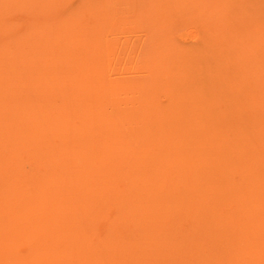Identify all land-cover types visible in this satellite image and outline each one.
<instances>
[{"label": "rangeland", "instance_id": "1", "mask_svg": "<svg viewBox=\"0 0 264 264\" xmlns=\"http://www.w3.org/2000/svg\"><path fill=\"white\" fill-rule=\"evenodd\" d=\"M1 5L6 8L3 9ZM87 6H91V8L88 7L87 9ZM80 17L81 19H78ZM46 25L53 32L56 31L55 27L59 26L58 34L60 36L65 34L66 42L62 43L64 46L71 43L70 39L73 40L79 31L90 36L91 45L98 42L97 47L91 50L92 52H87L83 44L81 46L76 43L77 41L74 44L72 42L73 50L80 52L74 56V59L72 58L74 62L71 59L70 62L78 65L89 54H95L97 57L92 60L91 65L96 66L98 72L96 71L97 79L93 81L95 83V81L104 80L105 86H93V81L89 83V88L92 89L90 91L94 94L97 93V97L95 100H86L85 105H82L83 107L87 106V111L76 110V112L72 110L76 115L80 112L79 117L74 115L71 110L68 111L72 117L70 119V121L72 120L71 125L69 126V122L67 125L70 129L65 127L68 132L63 129L64 122L56 121L55 125L61 124L60 127H63L60 129L58 126L60 131L57 132V128L54 130L53 128L42 129L41 127V130L39 121H36L38 126L37 124L34 125L33 122L34 126H31V129L30 125L27 127L26 119L24 121L20 119L19 122L22 124H18L13 136H9L7 131L9 127L3 124L4 120L11 116H16L15 119L18 120V110H22L21 112L26 114L28 120L33 118L32 114L28 112L30 109L32 110L31 105L35 106L33 108L35 110L38 104L42 106L45 102L51 104L55 102L56 104H54L58 107L68 106L70 95L76 87H70L74 85V81L70 80L66 88V91L69 89L67 92L65 87L60 88L62 89L60 92L62 99L58 97L59 94L55 91L52 92V90L48 92V97L42 98L46 92L41 90L38 80L46 78L47 74L44 75L42 72L43 67H41L40 61L36 62L35 67L29 66L26 62L29 59L28 54L31 53L29 49L25 53L27 54L26 59H23L24 62L21 63L25 67L22 66L24 69L19 72L22 76L19 75L13 79V83H15V79L18 80L19 86L17 84L15 86L17 85L19 88L13 84V87H10L11 90L16 91V99L12 91L11 93L9 90H2V94L0 93V118L3 121L0 120V138L4 134L1 132L8 133L4 134L8 140L4 139L5 136L0 139L1 141L6 140L4 144L0 142V146L3 144L0 147V153H2L0 154V186H2L0 187V234L4 232L0 235V264H10L11 261L14 264H61L62 262L67 264L69 258L68 264H79L78 262L83 260L79 258L86 259L85 257L89 255L83 254L87 246L84 247L86 241V243L91 244L90 247L93 246L97 249L95 253L97 256L103 257V264H111L113 259L111 260L108 256H114L115 261L113 260L112 264H124V262L126 264L125 258L130 261L129 258L134 253L133 250H138L137 255L139 253L145 255L134 256L135 254H133L138 264H264V0H0V45L5 39L12 38V40L17 39V42L13 41L11 44L14 48L21 44L24 46V41L20 40L22 36L24 37V33L32 36V34L39 33ZM57 42L56 33L52 34L48 48H55ZM41 47L44 48L43 45L39 48ZM1 58L2 56H0ZM60 70L64 72L62 77H67L66 65L61 64ZM101 72L102 74L99 76ZM47 78L46 81L49 80L48 76ZM35 87L37 88L36 92ZM4 94L9 95L10 99ZM149 94L153 95L156 101L153 105L147 104L146 100ZM4 97L7 99L5 100ZM60 99H66L67 103L64 101L61 104ZM5 101L9 104L6 103V105ZM76 105L74 106L76 107ZM5 107L8 109L11 107L9 109L11 111ZM29 107L30 109H28ZM39 108L41 109L40 106ZM13 109L15 112L12 111ZM35 110L33 112H36ZM4 111L6 113L2 115L1 113ZM8 111L9 114H7ZM87 112H90V117ZM10 113L16 114L11 115ZM34 115L40 120V113L37 115L36 112ZM73 121L75 124H72ZM87 122L90 124V129L87 128L89 127ZM83 124L85 126L82 131V127L79 126ZM26 129H31L33 135H28ZM62 129L63 132H67H62L63 137L60 136ZM91 129L92 131H90ZM87 130L92 132L91 135L96 131L94 132V135H97L96 138L93 135L94 139L91 136L88 138L90 133L87 138H84L88 134H86ZM99 130L102 131L99 132ZM116 130L120 131L117 132ZM78 131L80 137L76 140ZM157 132L158 134H156ZM20 134L23 135L19 139ZM42 134L44 136L49 135V138L45 141ZM8 136L11 137V140ZM12 137L17 138L15 140ZM21 139L23 142H19ZM34 139L39 144H35L37 141ZM14 140L17 142H13ZM81 141L84 144L94 141L92 145L98 146L99 149L97 148L95 153L98 154V151L100 153L99 156L95 154L97 157L95 156L96 159L92 163L95 164L94 166L88 163L86 168V164H82V161L76 164L73 161L71 146L77 145ZM7 142H11L10 144L17 143L16 149H19L14 148L16 145H7ZM18 142L26 147L23 148L24 145H18ZM97 142L101 147L95 144ZM5 143L7 145L5 147L8 148L4 147ZM118 144L120 147L117 146ZM12 146L13 148H11ZM83 154L85 156L89 154L87 147L77 148L74 156L79 157ZM43 158L45 160L41 162L40 160ZM66 162L68 172L62 165ZM120 163L123 164L120 165ZM114 166L118 167L115 168ZM88 167L90 172L87 171ZM100 168H102L101 172H99ZM79 169V172L84 173L82 174L83 178L86 175L84 179L87 178V174L96 175L97 173V178L99 176L105 180L104 185L103 183L100 184L98 189L93 187L91 189L95 198L89 197L90 204H92L90 207L94 211H88L89 207L84 205V203L88 204L87 201L89 200L81 199L86 196H84V192L79 191V176H76L78 181H76L75 175L73 176L75 171ZM81 173H79L80 176ZM106 173L114 178H108ZM127 175L131 177H127ZM148 175H151L149 176L151 178H148ZM72 176L74 179L76 178V183ZM82 176L80 183L84 181ZM45 179L47 181L43 182ZM17 180L20 183L23 182V185ZM153 181H162L159 183L160 188ZM39 183L40 186H38ZM5 184H8L9 192H7L9 194L4 190ZM85 184L86 182L83 185ZM10 185L12 188H9ZM15 185L17 186L15 187ZM33 185H36V188ZM156 188L158 189L156 190ZM70 189L73 190V197L70 196ZM121 189L123 194L119 198L120 200L115 198L116 201L112 200V203L117 202L115 205H126L129 202V205L133 203L134 206L140 204L137 207V212L139 211V217L144 219L138 221L137 225L142 228L138 231L144 233L148 230L147 236L145 235L147 238L143 237L141 232L140 236L138 235L139 239L145 238V241L143 239L140 242L146 250L142 251L143 254L138 248L140 244H136L139 239L136 240L132 235H129L130 237L125 235L131 233H128L132 223L130 219L125 218L128 230L126 229L127 226L125 227L126 223L122 224L123 233L119 230L122 221L117 219L115 222L118 221L119 228L116 230V223L110 221L115 220L118 215L110 220L109 214L117 211V207L111 209L106 203H104L105 205L99 203L109 198L113 199L112 197L117 196ZM149 190H156L157 194H151ZM43 192L47 194H43ZM140 192H145L146 195ZM166 192L170 195L169 197ZM162 193L166 195L163 194V196ZM12 196L15 200L17 199L16 202ZM43 196L46 199L41 202ZM165 196L169 199L165 200ZM53 198L57 200L58 205ZM63 199H66L68 204ZM52 202L54 203L52 204ZM62 202L65 203V206L61 207V212L57 208ZM45 203L47 204L45 205ZM102 206L104 209H102L101 214L100 208H103ZM38 208L41 210L37 211ZM49 208L50 210H48ZM56 210L58 216L55 219L56 213L54 211ZM71 210L76 214H73ZM63 211H67V213H63ZM95 212L97 213L94 216L93 213ZM118 213L121 212L118 210ZM151 213L154 214V217ZM49 214L51 217L48 219ZM164 214L166 215L164 216ZM43 215L48 222L43 219ZM150 216L154 218L155 222ZM39 217L41 218L38 219ZM139 217L138 220H140ZM133 218L131 216L132 220ZM149 219L151 220L149 221ZM30 222L31 224H29ZM49 223L51 224L49 225ZM110 223L111 227L114 224V229L109 227ZM44 225H46L45 228L48 232L43 230ZM147 225L149 226L147 227ZM134 226L137 228L136 225ZM36 227H38L37 230ZM29 229H31L30 232L32 231L31 234H27ZM171 229L173 230L171 231ZM117 231L125 236L118 238L122 234H115ZM148 232L151 234H147ZM20 234L22 238H20ZM150 235L154 238H151ZM25 237L27 239H24ZM69 239L73 241L71 240L69 243ZM32 242L38 244L35 245L36 248L30 247L34 246ZM109 242L113 243L109 244ZM120 242L121 246H118ZM76 243H79L81 247ZM18 244L19 246H17ZM75 244L78 246V248L75 247L77 251L74 249ZM104 245L107 246L108 251ZM26 246L29 250L35 249L34 252H29ZM8 247L12 249L11 253H13L9 257L7 255ZM115 249L116 251H114ZM36 250H40L39 255L36 254ZM50 250H52L51 253H49ZM42 251L48 255L43 257ZM118 252L120 253L117 255ZM17 253L20 255L18 256ZM41 255L45 261L39 257ZM81 255L85 256L82 257ZM115 255L117 256L115 257ZM3 256L7 258L4 261ZM60 261L62 262L57 263ZM84 261L86 262L87 259L83 260V264Z\"/></svg>", "mask_w": 264, "mask_h": 264}, {"label": "bare ground", "instance_id": "2", "mask_svg": "<svg viewBox=\"0 0 264 264\" xmlns=\"http://www.w3.org/2000/svg\"><path fill=\"white\" fill-rule=\"evenodd\" d=\"M7 1V0H6ZM17 1V0H16ZM73 1V0H72ZM5 3V2H4ZM17 3V2H16ZM25 3H27V2H25ZM80 3V2H79ZM83 3V2H82ZM24 4V3H23ZM86 5H87V2L85 3ZM2 7H3V5H1ZM80 6V5H79ZM93 6V5H92ZM88 7H90L91 8V6H87V9H88ZM102 7H103V5H102ZM235 7V6H234ZM6 7H3V9H5ZM98 8H99V6H98ZM102 9V8H101ZM10 10H11V8H10ZM37 10V9H36ZM5 11V10H4ZM95 11H96V9H95ZM103 11V10H102ZM100 12V11H99ZM98 12V13H99ZM106 13V12H105ZM187 14V13H186ZM99 15V14H98ZM69 16V15H68ZM72 16V15H71ZM78 19H81V17L80 18H78ZM96 19V18H95ZM71 20H72V18H71ZM90 21V20H89ZM97 21V20H96ZM71 22V21H70ZM29 23V22H28ZM73 23V22H72ZM30 24V23H29ZM63 24V23H62ZM97 24H98V21H97ZM171 24V23H170ZM70 25V24H69ZM169 25V24H168ZM99 26V25H98ZM113 26V25H112ZM68 27V26H67ZM104 27V26H103ZM168 27V26H167ZM110 28H111V26H110ZM89 29V28H88ZM109 29V28H108ZM55 30L56 31H54L53 32V30L52 29H48V27H47V25L45 26V28L44 29H42V30H40L39 31V33H35L34 35L32 34V36H28V34L27 33H24L23 35H24V37L22 36L21 38H20V40H22V41H24V46H22V44L21 45H18L17 47L15 46V48L11 45L12 44V42L13 41H16L17 39H14V40H12V38L11 39H5V41H3L2 43H1V45H0V56H2V58L0 59V93L2 94V90H6V91H8L9 90V92H13V96L15 97V92L16 91H14V89H10V87H13V85L15 86V84H17L18 82V80L17 79H15V83H13V79H14V77L16 78V76H22L19 72H21V70H23L25 67L21 64L22 63V61L24 62V60L23 59H26V56H27V54H25L27 51H29V49L31 50V53L30 54H28L29 55V59L26 61L28 64H29V66H31V67H35V64H36V62L37 61H40L42 64H41V67H43V69H42V72H44V75L45 74H47L46 75V78H47V76L49 77V80H47L46 81V78H40L38 81V83H40V88H41V90H43V91H45L46 92V94L44 93L43 94V96H42V98H44V96H47L48 97V92L49 91H51L52 90V92L53 91H55V93H57V94H59L60 96H58V97H60L61 99H62V96H61V94H60V92H62V87H65L64 89H65V91H66V88L68 87V84H69V82H70V80H73L74 81V85L72 86L71 84V86L70 87H76V89L73 91V93H71V97L69 98V101L70 102H73V103H71L70 104V102H69V104H68V106H57V105H55L56 103L55 102H53L52 104L51 103H46L45 102V104H42V106L41 105H39L38 103H36V104H38L37 105V109L35 110V109H33V108H35V106H33V105H31L32 106V110L30 109V107L28 108V109H30L28 112L29 113H31L32 114V116H33V118H31V119H27V116H26V114L25 113H23V112H21L20 110H18L17 112L19 113L18 114V120H16L15 119V117L14 116H11L10 118H5L6 120H4V123L3 124H5V126H8L9 127V130H7V129H5V130H7L8 132H9V136H13L14 135V132H15V129H17V127H18V124L20 125V124H22V122L20 123L19 122V120L21 119V121L23 120H27L26 121V125H28L27 127H29V125H30V128H31V126H34L35 124H37V122L36 121H39L38 122V124H39V128L41 129V127H42V129H44V128H50V129H56L58 126H59V128L61 129V128H63V127H60L61 126V124L60 125H55L56 124V121H58V122H64L63 124H64V128L63 129H65V127L66 128H69L67 125L72 121H70V119H72V117L68 114V111L70 112V110L72 111V110H74V111H76V110H80V111H87L86 109H87V106H85V107H83L82 105H85V101L87 100H92V99H96L95 97H97V93H92L91 91H90V89L91 88H89L90 86H89V83L90 82H92L94 79H97V73H96V71L98 72V69H96V66H93V65H91V63H92V60H94L97 56L94 54V55H91V54H89L88 56H86L85 57V59H83V61H81V63H79L78 65L76 64V63H71L70 62V59L72 60V58L74 59V56L77 54V53H79L80 51H74L73 50V44L76 42V43H78V44H80L81 46H82V44H83V47H85L86 48V50H87V52H90L91 50H93V49H95V47H97V45H98V42H95L93 45H91L92 43L90 42V36L88 35V34H86L85 32H83V31H79L78 32V34H77V36H75V37H73V40L72 39H70V41H71V43H69L68 45H66V46H64L62 43L63 42H66V39L64 38V32H63V36L61 35H59L58 33V31L57 30H59V26H57V27H55ZM64 31V30H63ZM99 31L101 32V30H100V28H99ZM99 32V33H100ZM56 33V37H58V42H57V46L55 47V48H51V49H49L48 48V44H49V42H50V39H51V35L52 34H55ZM71 35V34H70ZM106 35V34H105ZM87 36H88V38H87ZM100 39H101V37H100ZM18 40H19V38H18ZM103 41V40H102ZM11 42V43H10ZM17 42V41H16ZM72 42H73V44H72ZM211 42V41H210ZM236 43V42H235ZM168 44V43H167ZM167 44H166V46H167ZM41 45H43L44 46V48L42 49V47L41 48H39ZM169 45V44H168ZM211 45V44H210ZM170 46V45H169ZM216 46V45H215ZM227 46H229V45H227ZM213 49H215V48H213ZM105 50H106V48H105ZM248 50V49H247ZM92 52V51H91ZM109 52V51H108ZM99 53V52H98ZM98 53H97V55H98ZM105 53V52H104ZM247 53V52H246ZM242 55H244V54H242ZM77 56V55H76ZM69 60V62H68V60ZM223 60V59H222ZM21 61V62H20ZM73 61V60H72ZM57 62V63H56ZM74 62V61H73ZM61 64H64V65H66V69L68 70V72H66V75H67V77H62V74L64 73V72H62L60 69H61ZM227 64V63H226ZM24 65H25V63H24ZM27 65V64H26ZM20 66H21V68H20ZM22 66L24 67V68H22ZM232 67V66H231ZM37 68V67H36ZM29 69H31V68H29ZM246 69V68H245ZM254 69V68H253ZM20 70V71H19ZM231 70V69H230ZM58 71H61V72H58ZM23 73V72H22ZM101 74H102V72L100 73V75L99 76H101ZM81 75V76H80ZM240 76V75H239ZM63 78V79H62ZM181 78V77H180ZM21 79V78H20ZM31 79V78H30ZM35 79V78H34ZM48 79V78H47ZM107 80V79H106ZM105 80V81H106ZM236 81V80H235ZM20 82V81H19ZM109 82V81H108ZM93 83H94V81H93ZM217 83V82H216ZM13 84V85H12ZM18 85V84H17ZM17 85L15 86L16 88H19V87H17ZM35 85V84H34ZM105 86V82H104V80H99L98 82H96L95 81V83H94V85L93 86ZM211 85V84H210ZM229 85V84H228ZM19 86V85H18ZM21 86V85H20ZM36 86V85H35ZM93 86H92V88H93ZM186 86V85H185ZM34 87V86H33ZM4 88V89H3ZM15 88V89H16ZM60 88H62V89H60ZM123 88V87H122ZM184 88V87H183ZM186 88V87H185ZM36 87H35V92H36ZM94 89V88H93ZM21 90V89H20ZM27 90V89H26ZM25 90V91H26ZM29 90H31V89H29ZM41 90H38V91H41ZM69 89H67V91H68ZM92 90V89H91ZM101 90V89H100ZM66 91V92H67ZM109 91V90H108ZM11 92V93H12ZM23 92V91H22ZM33 92V91H32ZM221 92V91H220ZM25 93V92H24ZM63 93H64V91H63ZM227 93V92H226ZM258 93V92H257ZM6 94H9V93H6ZM37 94H39V93H37ZM40 94H41V92H40ZM68 94V93H67ZM151 94V93H150ZM149 94V96H147V104L148 105H153V104H155V99H154V97H153V95H150ZM153 94V93H152ZM5 95V94H4ZM10 95V94H9ZM9 95H5V97H7V98H9L10 99V97H8ZM24 95H26V93L24 94ZM27 95H28V93H27ZM33 95H34V93H33ZM64 95H65V93H64ZM146 95V94H145ZM201 95V94H200ZM257 95V94H256ZM12 96V95H11ZM21 96V95H20ZM29 96V95H28ZM56 96V95H55ZM5 97H4V99H5ZM18 97V96H17ZM22 97V96H21ZM66 97V96H65ZM207 97V96H206ZM6 98V99H7ZM51 98V97H50ZM54 98V97H53ZM114 98V97H113ZM217 98H219V97H217ZM226 98V97H225ZM5 99V100H6ZM15 99H16V97H15ZM18 99V98H17ZM30 99V98H29ZM52 99V98H51ZM59 100L60 101V103L61 102H63L64 103V101L66 100ZM2 100V99H1ZM19 100V99H18ZM32 100V99H31ZM37 100V99H36ZM43 100V99H42ZM45 100V99H44ZM47 100H48V98H47ZM53 100V99H52ZM9 101V100H8ZM39 101V100H38ZM37 101V102H38ZM82 101V102H81ZM84 101V102H83ZM19 102V101H18ZM28 102V101H27ZM66 102V101H65ZM207 102V101H206ZM0 103H1V101H0ZM6 103H8L9 104V102H6L5 101V104ZM15 103H16V101H15ZM26 103V102H25ZM31 104L33 103L32 101L30 102ZM55 103V104H54ZM67 103V102H66ZM87 103V102H86ZM27 104H29V103H27ZM54 104V105H53ZM62 104V103H61ZM75 104H77L76 105V107L74 106ZM147 104H145V105H147ZM7 105V104H6ZM18 105H20V104H18ZM34 105H35V103H34ZM66 105V104H65ZM5 106V105H4ZM15 106V105H14ZM13 106V107H14ZM28 106H30V105H28ZM39 106L41 107V109L39 108ZM144 106V105H143ZM1 107H3V106H1ZM69 107V108H68ZM146 107V106H145ZM7 107H5V109H6ZM11 108V107H10ZM9 108V109H10ZM19 108V107H18ZM25 108V107H24ZM91 108H92V106H91ZM97 108V107H96ZM2 109V108H1ZM4 109V110H5ZM8 109V108H7ZM8 109V110H9ZM21 109V108H20ZM36 111L37 112V115L40 113V120H38L39 118H37V117H35V115L34 114H36V112H33V111ZM149 110H150V108H149ZM7 111V110H6ZM6 111H4V112H2L1 114L3 115V114H5L6 113ZM9 111H11V110H9ZM9 111L7 112V114H9ZM13 112H15L14 111V109L12 110ZM25 111H26V109H25ZM74 111H72L73 113H74ZM140 111V110H139ZM152 111V110H151ZM16 112V113H17ZM77 112V111H76ZM158 112H160V111H158ZM15 113V114H16ZM90 112H87V114H89ZM98 113V112H97ZM145 113V112H144ZM152 113V112H151ZM150 113V114H151ZM155 113H156V111H155ZM11 114V113H10ZM15 114H11V115H15ZM30 114V115H31ZM72 114V113H71ZM79 114H81L80 112H79ZM78 114V115H79ZM99 114V113H98ZM129 114V113H128ZM210 114V113H209ZM36 115V116H37ZM74 115H76L75 113H74ZM73 115V116H74ZM78 115H76V116H78ZM84 115V114H83ZM101 115V114H100ZM140 115V114H139ZM143 115V114H142ZM184 115V114H183ZM98 116V115H97ZM97 116H95V117H97ZM144 116V115H143ZM4 117V116H3ZM29 117V116H28ZM79 117V116H78ZM83 117V116H82ZM87 117V116H86ZM89 117H90V114H89ZM88 117V118H89ZM151 117V116H150ZM187 117V116H186ZM203 117V116H202ZM34 118H36V119H34ZM85 118V117H84ZM99 118V117H98ZM151 118H153V117H151ZM175 118H177V117H175ZM185 118V117H184ZM90 119V118H89ZM187 119V118H186ZM0 120L2 121V119L0 118ZM85 120H87V119H85ZM84 120V121H85ZM94 120V119H93ZM100 120V119H99ZM141 120V119H140ZM157 120V119H156ZM185 120V119H184ZM183 120V121H184ZM88 121V120H87ZM101 121V120H100ZM158 121V120H157ZM3 122V121H2ZM1 122V123H2ZM34 122V125L32 124ZM36 122V123H35ZM69 122V123H68ZM74 122V123H73ZM72 122V124H75V121H73ZM94 122V121H93ZM97 122V121H96ZM99 122V121H98ZM97 122V123H98ZM151 122V121H150ZM150 122H149V124H150ZM156 122V121H155ZM163 122V121H162ZM83 122L81 121V124H82ZM86 123V122H85ZM90 123H91V121H90ZM141 123V122H140ZM204 123V122H203ZM38 124H37V126H38ZM78 124H80V123H78ZM105 124V123H104ZM103 124V125H104ZM71 125V123L69 124V126ZM89 125V127H87V128H89L90 129V124L87 122V126ZM92 125V124H91ZM94 125V124H93ZM146 125V124H145ZM73 127L75 126V125H72ZM84 126H85V124H83L82 126L80 125L79 127H82V131L84 130ZM100 126V125H99ZM106 126V125H105ZM1 127H4V126H1ZM101 127V126H100ZM217 128H218V126H216ZM215 127V128H216ZM230 127V126H229ZM36 128V127H35ZM59 128H57L56 129V131L58 132V131H60V129ZM86 128V127H85ZM86 128V129H87ZM101 128H103V127H101ZM122 128V127H121ZM226 128V127H225ZM32 129V128H31ZM31 129H26V131H27V133H28V135L29 134H31V136L33 135L32 133V131H31ZM38 129V128H37ZM41 129V130H42ZM63 129H62V131H61V133H60V136H62V132H63ZM70 129V128H69ZM117 129H119V127H117ZM143 129H145L144 128V126H143ZM161 129V128H160ZM172 129V128H171ZM229 129V128H228ZM39 130V129H38ZM40 130V131H41ZM66 130V129H65ZM81 130V129H80ZM120 130H122V129H120ZM119 130V131H120ZM162 130V129H161ZM192 130V129H191ZM44 131V130H43ZM47 131V130H46ZM67 132H68V129L66 130ZM89 130H87L86 131V134H87V136L86 137H84V138H87L88 137V135H89V133H90V131H92V129L88 132ZM102 130H99V132H101ZM111 131V130H110ZM117 131V130H116ZM119 131H117V132H119ZM155 131V130H154ZM56 132V133H57ZM65 132V131H64ZM63 132V133H64ZM67 132H65V133H67ZM94 132H96V131H94ZM94 132H93V136L95 137V136H97V135H94ZM108 132H109V130H108ZM159 132V131H158ZM158 132L156 133V134H158ZM1 133H4L5 135L6 134H8L7 132H5V131H3V132H1ZM41 133V132H40ZM43 133V132H42ZM55 133V132H54ZM92 133V132H91ZM91 133H90V135H89V137L88 138H90V136H91V138H93V136L91 135ZM160 133V132H159ZM204 133V132H203ZM4 134H2V136L4 137L5 135ZM23 134H25V132H23ZM22 134V135H23ZM51 134H53V133H51ZM69 134V133H68ZM78 135L75 137V139L77 140L79 137H80V133H79V131H78V133H77ZM81 134H82V132H81ZM107 134H109V133H107ZM22 135L20 134L19 136H18V138L20 137H22ZM27 135V136H28ZM105 135V134H104ZM111 135V134H110ZM154 135V134H153ZM191 135V134H190ZM8 136V138L11 140V137H9ZM25 136H26V134H25ZM25 136H23V137H25ZM42 136H44L43 134H42ZM49 135H47L46 134V136H44L45 137V141L49 138L48 137ZM108 136V135H107ZM127 136V135H126ZM126 136H125V139H126ZM131 136V135H130ZM133 136V135H132ZM135 136V135H134ZM138 136V135H137ZM139 136H141V135H139ZM164 136V135H163ZM168 136V135H167ZM172 136V135H171ZM2 137V138H3ZM30 137V136H29ZM35 138H36V136H34ZM63 137V136H62ZM65 137V136H64ZM102 137V136H101ZM104 137V136H103ZM151 137V136H150ZM149 137V138H150ZM155 137V136H154ZM157 137V136H156ZM2 138H0V139H2ZM13 139H15V138H17V137H12ZM19 138V139H20ZM39 138L41 139V136H39ZM38 138V139H39ZM43 138V137H42ZM66 138H67V136H66ZM96 138V137H95ZM110 138V137H109ZM108 138V139H109ZM129 138V137H128ZM4 139H6V136H5V138ZM12 139V140H13ZM30 139H32V138H30ZM73 139H74V137H73ZM94 139V138H93ZM102 139V138H101ZM107 139V140H108ZM113 139V138H112ZM154 139V138H153ZM168 139V138H167ZM6 140H8V139H6ZM6 140L4 141V140H0V142L1 143H3L4 144V142H6ZM16 140V139H15ZM13 141V142H17V141ZM29 140V139H28ZM27 140V141H28ZM35 140V139H34ZM104 140V139H103ZM124 140V139H123ZM130 140V139H129ZM155 140V139H154ZM19 141V140H18ZM35 141H37V140H35ZM44 141V142H45ZM87 141H88V139H87ZM117 141V140H116ZM122 141V140H121ZM144 141V140H143ZM152 141V140H151ZM161 141H162V138H161ZM193 141V140H192ZM19 142H23V140L21 139V141H19ZM19 142H18V145H24V144H19ZM26 142V141H25ZM40 142H41V140H40ZM92 142H94V141H89L87 144L85 143H82V141L81 142H78L77 143V145H73V146H71L72 147V151H71V155H72V159H73V161L75 162V164L76 163H78V162H80V161H82V164H86V168H87V166L89 165V164H91V165H95V164H92L94 161H95V154H97V152L95 153V150H97V148H98V146L97 147H94L92 144ZM157 142V141H156ZM160 142V141H159ZM163 142V141H162ZM8 144L7 145H9L11 142H7ZM91 143V144H90ZM117 143V142H116ZM118 143H119V141H118ZM124 143H125V140H124ZM123 143V144H124ZM130 143V142H129ZM143 143V142H142ZM2 144V145H3ZM26 145H27V143H25ZM35 144H39L38 143V141H37V143H35ZM95 144H98L99 145V143L97 142V143H95ZM103 144V143H102ZM170 144V143H169ZM210 144V143H209ZM1 145V146H2ZM6 145V143H5V145H4V147L5 146H7ZM10 145H16V146H14V148L16 149V147H17V143H12V144H10ZM142 145V144H141ZM0 146V147H1ZM13 146L11 147V148H13ZM37 146V145H36ZM40 146V145H39ZM38 146V148H40ZM93 146V147H92ZM100 146V145H99ZM117 146H119L120 147V145L118 144ZM143 146V145H142ZM4 147H2V148H4ZM24 147H26L25 145L23 146V148ZM80 147H87L88 148V150H89V154H87V156H85L84 154L83 155H80L79 157H77V156H74V153H75V151L77 150V148L78 149H80ZM101 147V146H100ZM133 147H135V146H133ZM166 147V146H165ZM207 147V146H206ZM5 148H8V147H5ZM5 148L3 149V150H5ZM10 148V147H9ZM10 148V149H11ZM159 148V147H158ZM164 148V147H163ZM211 148V147H210ZM17 149H19V148H17ZM16 149V150H17ZM21 149H22V147H21ZM20 149V150H21ZM99 149V148H98ZM106 149V148H105ZM122 149V148H121ZM121 149H120V151H121ZM138 149V148H137ZM136 149V150H137ZM159 149H161V148H159ZM158 149V150H159ZM1 150V149H0ZM7 150V149H6ZM74 150V151H73ZM125 150H128V149H125ZM143 150V149H142ZM144 150H145V148H144ZM165 150V149H164ZM169 150V149H168ZM12 151V150H11ZM63 151V150H62ZM65 151H66V149H65ZM102 151V150H101ZM106 151V150H105ZM160 151V150H159ZM243 151V150H242ZM116 152H118V151H116ZM150 152V151H149ZM6 153V152H5ZM10 153V152H9ZM63 153V152H62ZM99 153H100V151H98V156H99ZM122 153V152H121ZM127 153V152H126ZM126 153H124L125 155H127ZM135 153V152H134ZM137 153V152H136ZM159 153H161V152H159ZM168 153V152H167ZM0 154H2V153H0ZM104 154V153H103ZM123 154V156H125ZM142 154H143V152H142ZM157 154V153H156ZM3 155H4V153H3ZM102 155V154H101ZM105 155H108V154H105ZM113 155H114V153H113ZM130 155H132V154H130ZM139 155V154H138ZM152 155V154H151ZM118 156V155H117ZM133 156H134V154H133ZM140 156V155H139ZM34 157V156H33ZM44 157V156H43ZM97 157V156H96ZM101 157H103V156H101ZM130 157V156H129ZM136 157V156H135ZM141 157V156H140ZM146 157V156H145ZM192 157V156H191ZM118 159H119V157H117ZM168 158V157H167ZM0 159H1V157H0ZM108 159V158H107ZM117 159V160H118ZM126 159V158H125ZM124 159V160H125ZM130 159V158H129ZM136 159V158H135ZM138 159V158H137ZM141 159V158H140ZM151 159V158H150ZM225 159V158H224ZM45 159L43 158L42 160H40L41 162H43ZM105 160V159H104ZM132 160V159H131ZM155 160V159H154ZM135 161V160H134ZM199 161V160H198ZM117 162V161H116ZM136 162V161H135ZM152 162V161H151ZM163 162V161H162ZM89 163V164H88ZM99 163V162H98ZM102 163V162H101ZM131 163V162H130ZM82 164H80V165H82ZM115 164V163H114ZM121 164H123V163H120V165ZM148 164V163H147ZM41 165V164H40ZM62 165H63V167H65L64 169H65V171L66 172H68V167H67V162L64 164V163H62ZM132 165H133V163H132ZM144 165H145V163H144ZM154 165V164H153ZM159 165H161V164H159ZM168 165V164H167ZM102 166H103V164H102ZM101 166V167H102ZM115 166H116V164H115ZM114 166V167H115ZM124 166V165H123ZM149 166V165H148ZM169 166V165H168ZM187 166V165H186ZM118 167V166H117ZM117 167H115V168H117ZM127 167V165L125 166V168ZM150 167V166H149ZM166 167V166H165ZM42 168V167H41ZM47 168V167H46ZM45 168V169H46ZM89 168V167H88ZM104 168V167H103ZM113 168V167H112ZM151 168H154V167H151ZM173 168V167H172ZM64 169H63V171H64ZM80 169H82V168H80ZM80 169L79 170H76L75 171V173H74V171H73V176L75 175V177L76 176H79V179L77 178V180L76 181H78L79 180V183H78V185H80V187H79V191H82V192H84V196H86V197H83V198H81V199H87V200H89V201H87L88 202V204H86V203H84V205H87V207H89V209H87L88 211L89 210H93V208H91L90 206L92 205V204H90V199H89V197L90 198H95V195L92 193V191H91V189H92V187L93 188H95V189H98V187H99V185L100 184H102L105 180L103 179V177H100L99 178V176H98V178L96 177V175H97V173L96 172H93V173H96V175L95 174H92V175H90V174H87L88 176H87V178L86 179H84L85 178V176H84V178H83V176H82V174H84L83 172L81 173V172H79L80 171ZM94 169H95V167H94ZM137 169V168H136ZM143 169V168H142ZM150 169V168H149ZM149 169H148V171H149ZM163 169V168H162ZM181 169V168H180ZM209 169V168H208ZM14 170V169H13ZM44 170V169H43ZM47 170V169H46ZM84 170H85V167H84ZM87 170V169H86ZM96 170V169H95ZM95 170H93V171H95ZM101 170H102V168H100L99 169V172H101ZM156 170V169H155ZM2 171V170H1ZM65 171H64V173H65ZM83 171V170H82ZM87 171H89L90 172V168L87 170ZM146 171V170H145ZM163 171V170H162ZM3 172V171H2ZM44 172V171H43ZM72 172V171H71ZM77 172H78V174H77ZM144 172V171H143ZM147 172V171H146ZM153 172V171H152ZM158 172V171H157ZM206 172V171H205ZM63 173V172H62ZM79 173H81V176H82V178L84 179V181H82L81 183H80V181H81V176H80V174ZM124 173V172H123ZM130 173V172H129ZM132 173V172H131ZM148 173V172H147ZM154 173V172H153ZM166 173V172H165ZM165 173H164V176H165ZM202 173V172H201ZM12 174V173H11ZM70 174V173H69ZM107 174V173H106ZM105 174V175H106ZM117 175H118V173H116ZM125 174V173H124ZM128 174V173H127ZM139 174H141V173H139ZM144 174H146L145 172H144ZM151 174V173H150ZM72 175V174H71ZM104 175V176H105ZM116 175V176H117ZM138 175V174H137ZM182 175V174H181ZM7 176H9V175H7ZM67 176V175H66ZM72 176V179H74V177ZM126 176V175H125ZM130 176V175H129ZM128 175H127V177H129ZM149 176H151V175H148V178H151V177H149ZM154 176V175H153ZM161 176H162V174H161ZM167 176V175H166ZM71 177V176H70ZM107 177L108 178H114V177H112V175H110L109 173L107 174ZM117 177H119V176H117ZM131 177V176H130ZM20 178V177H19ZM67 178L69 179V177L67 176ZM66 178V179H67ZM75 178V179H76ZM120 178V177H119ZM142 178V177H141ZM153 178V177H152ZM160 178V177H159ZM180 178V177H179ZM211 178V177H210ZM13 179V178H12ZM62 179V178H61ZM68 179L66 180L67 182H68ZM75 179H74V182H75ZM103 181H102V180ZM121 179V178H120ZM130 179V178H129ZM133 179H134V177H133ZM138 179V178H137ZM136 179V180H137ZM140 179V178H139ZM145 179V178H144ZM220 179V178H219ZM5 180H6V178H5ZM21 180V179H20ZM114 180V179H113ZM115 180H116V178H115ZM123 180H126V179H124L123 178ZM148 180V179H147ZM196 180V179H195ZM203 180V179H202ZM206 180V179H205ZM209 180V179H208ZM17 181H19V180H17ZM38 181V180H37ZM47 180L45 179V181H43V182H46ZM127 181V180H126ZM133 181V180H132ZM170 181V180H169ZM182 181V180H181ZM15 182V181H14ZM40 183H42V181H39ZM86 182V184L85 185H83L84 183ZM110 182V181H109ZM150 182V181H149ZM155 181H153V183H154ZM162 182V181H161ZM161 182H155V184L157 183V186L159 187V183H161ZM245 182V181H244ZM10 183H11V181H10ZM18 183H20V181L18 182ZM18 183H16V184H18ZM22 183V185H23V182H21ZM20 183V184H21ZM40 183H39V185L38 186H40ZM64 183V182H63ZM76 183V182H75ZM113 183V182H112ZM194 183V182H193ZM15 184V183H14ZM113 184H115V183H113ZM186 184V183H185ZM192 184V183H191ZM195 184V183H194ZM199 184V183H198ZM6 185V188H5V186H4V190H6V192L8 191L9 192V189L7 188V185L8 184H5ZM19 185V184H18ZM103 185H104V183H103ZM162 185V184H161ZM217 185V184H216ZM17 185H15V187H16ZM27 186V185H26ZM32 186V185H31ZM33 186H35V188H36V185H33ZM46 186V185H45ZM70 186V185H69ZM229 186H230V184H229ZM0 187H2V186H0ZM9 187V186H8ZM15 187H13V188H15ZM28 187V186H27ZM42 187V186H41ZM48 187V186H47ZM117 187V186H116ZM140 187H142V186H140ZM152 187H154V186H152ZM155 187H156V185H155ZM202 187V186H201ZM9 188H12V186L10 185V187ZM21 188H22V186H21ZM20 188V189H21ZM29 188V187H28ZM44 188V187H43ZM160 188V187H159ZM161 188H162V186H161ZM166 188V187H165ZM197 188V187H196ZM23 189V188H22ZM21 189V190H22ZM45 189V188H44ZM86 189V190H85ZM122 189H123V187H122ZM122 189H121V191L119 192L118 191V193H117V196L115 195L114 197H112L113 199H111V198H109L108 200H104V202H99L100 204L101 203H106V205H109V208H111V209H116V208H114V207H117V209L119 210V212H121V213H118V210L117 211H115V212H112L111 210H109L110 212H112V213H110L109 215V217H110V220L111 219H113L114 217H115V215L117 216L118 215V217H116V219L115 220H111L110 222L112 223V221L114 222V224H115V226L117 227V228H115V226H114V224H113V227L117 230L118 228H119V226H120V228H119V230L123 233V231H124V229H123V226H122V224L124 225V223H126V225H125V227H126V229L128 230V224H127V222L125 221V218H127V219H130V221L132 222H130L131 224V226L129 227V230H128V233H130V234H125V235H132L136 240L137 239H139L138 238V235L140 236V234L142 233L141 231V233L138 231L139 229L141 230L142 228H139V226L137 225L138 224V221H141V220H143L144 218H140L139 217V211L137 212V207L140 205H137V203H139V202H137V203H135L137 206H134L133 205V203H132V205H131V203H130V205L128 204L129 202H127V204L126 205H115L114 204V202L116 201V200H114L115 198H120L121 197V195L123 194V191H122ZM158 188H156V190H157ZM205 189V188H204ZM2 190V189H1ZM3 190V191H4ZM30 190V189H29ZM40 190V189H39ZM71 190V193L70 192H68V193H70V196L71 197H73L74 195H73V193H72V189H70ZM155 190V191H156ZM41 192H42V190H40ZM52 191V190H51ZM143 191V190H142ZM150 191V190H149ZM153 191V192H152ZM154 190H151L150 191V193L152 194V193H154V194H157L156 192H155ZM163 191V190H162ZM167 191H169V190H167ZM7 192V193H8ZM27 192V191H26ZM31 192V191H30ZM50 192V191H49ZM139 192V191H138ZM147 192H148V189H147ZM160 192H161V190H160ZM159 192V193H160ZM164 192V191H163ZM181 192V191H180ZM5 193V192H4ZM28 193V192H27ZM32 193V192H31ZM57 193V192H56ZM141 194H143V195H146V194H144L143 192H140ZM167 193V192H166ZM198 193V192H197ZM6 194V193H5ZM9 194V193H8ZM23 194H24V191H23ZM30 194V193H29ZM34 194V193H33ZM40 194V193H39ZM43 194H47V193H45V192H43ZM137 194V193H136ZM140 194V195H141ZM163 194H165V193H162V195ZM193 194H195V193H193ZM227 194V193H226ZM12 195V194H11ZM25 195V194H24ZM30 195H32V194H30ZM166 195V194H165ZM167 195H168V193H167ZM189 195V194H188ZM187 195V196H188ZM9 196V195H8ZM23 196V195H22ZM52 196V195H51ZM164 196V195H163ZM170 195H168V197H169ZM195 196V195H194ZM193 196V197H194ZM206 196V195H205ZM13 197V196H12ZM31 197V196H30ZM43 197H45V196H43ZM42 197V200L41 199H38L39 201L41 200V202L43 201L44 202V200L43 199H46V197L45 198H43ZM48 197H49V195H48ZM56 197V196H55ZM54 197V198H55ZM70 197V198H71ZM88 197V198H87ZM137 197V196H136ZM142 197V196H141ZM145 197V196H144ZM158 197V196H157ZM160 197V196H159ZM162 197V196H161ZM167 196H165V200L166 199H169ZM179 197V196H178ZM192 197V196H191ZM190 197V198H191ZM209 197V196H208ZM211 197V196H210ZM213 197V196H212ZM4 198V197H3ZM33 198V197H32ZM37 198H38V196H37ZM53 198V199H54ZM63 198V197H62ZM75 198V197H74ZM139 198V197H138ZM138 198H136V199H138ZM149 198H151V197H149ZM10 199H11V197H10ZM10 199H9V201H10ZM13 199H14V197H13ZM22 199V198H21ZM34 199V198H33ZM50 199V198H49ZM139 199H141V198H139ZM143 199V198H142ZM156 199H158V198H156ZM163 199V198H162ZM173 199V198H172ZM175 199V198H174ZM183 199V198H182ZM15 200V199H14ZM17 200V199H16ZM16 200H15V202H16ZM50 200H52V198L50 199ZM54 200H56V199H54ZM61 200V199H60ZM64 201L66 200V199H63ZM112 200H114V202L112 203ZM120 200V199H119ZM119 200H118V203H119ZM47 201V200H46ZM49 201V200H48ZM84 201V200H83ZM106 201H108L109 202V204H108V202H106ZM122 201V200H121ZM130 201V200H129ZM142 201V200H141ZM149 201V200H148ZM154 201H156L155 199H154ZM170 201H171V199H170ZM179 201V200H178ZM177 201V202H178ZM182 201V200H181ZM12 202V201H11ZM14 202V203H15ZM184 202V201H183ZM13 203V202H12ZM35 203V202H34ZM36 203H38V202H36ZM54 202H52V204H53ZM65 203H67L66 201H65ZM65 203H61L59 206H58V208L57 209H59L58 211H61V207H63V206H65ZM70 203V202H69ZM112 203V204H111ZM27 204V203H26ZM39 204V203H38ZM47 203H45V205H46ZM52 204H50V205H52ZM56 204H57V200H56ZM68 204V203H67ZM72 204V206H73V203H71ZM151 204V203H150ZM155 204V203H154ZM180 204H181V202H180ZM186 204V203H185ZM188 204V203H187ZM14 205V204H13ZM28 205H30V204H28ZM41 205V207H42V204H40ZM49 205V206H50ZM58 205V204H57ZM105 205V204H104ZM192 205V204H191ZM26 206V205H25ZM44 206V205H43ZM70 206V205H69ZM142 206V205H141ZM178 206V205H177ZM12 207V206H11ZM54 207L56 208V205H54ZM53 207V208H54ZM103 207V206H102ZM106 207V206H105ZM189 207H190V205H189ZM253 207V206H252ZM70 208H72V207H70ZM69 208V209H70ZM74 208H75V206H74ZM100 208V207H99ZM108 208V209H109ZM47 209V208H46ZM102 209H104V207L103 208H100V213H101V211H102ZM37 210V209H36ZM39 210H41V208L39 209L38 208V210L37 211H39ZM48 210H50V208L48 209ZM66 210V209H65ZM77 210V209H76ZM135 210H136V214H135ZM166 210V209H165ZM10 211V210H9ZM43 211H45V210H43ZM51 211H53V210H51ZM94 211V210H93ZM114 211V210H113ZM55 213L57 212V210L56 211H54ZM62 212V211H61ZM71 212H73V210H71ZM98 212H99V210H98ZM42 213H44V212H42ZM41 213V214H42ZM49 213V212H48ZM60 213V212H59ZM63 213H67V211L65 212V211H63ZM62 213V214H63ZM68 213H70V212H68ZM75 212H73V214H74ZM97 212H95V213H93V215L95 216V214H96ZM147 213V212H146ZM166 213V212H165ZM183 213V212H182ZM187 213V212H186ZM33 214V213H32ZM72 214V215H73ZM76 214V213H75ZM102 214V213H101ZM150 214V213H149ZM153 213H151V215H152ZM203 214V213H202ZM34 215V214H33ZM45 215V214H44ZM44 215H43V219H45V221H47L46 219V217H47V215H45L46 217L44 218ZM145 215V214H144ZM148 215V214H147ZM166 214H164V216H165ZM58 215H57V213H56V215H55V219H56V217H57ZM61 216V215H60ZM59 216V217H60ZM66 216V215H65ZM65 216H64V219H65ZM131 216L132 217H134L133 218V220L131 219ZM149 216V215H148ZM2 217V216H1ZM8 217V216H7ZM49 217H51V215L49 214V216H48V219H49ZM63 217V216H62ZM74 217V216H73ZM109 217H108V219H109ZM138 217H139V219L140 220H138ZM153 217H154V214H153ZM153 217H151L150 216V218H153ZM41 217H39L38 219H40ZM67 218H68V216H67ZM67 218H66V220H67ZM71 218V217H70ZM75 219H77L76 217H74ZM175 218V217H174ZM194 218H196V217H194ZM253 218V217H252ZM2 219V218H1ZM24 219V218H23ZM34 219V218H33ZM42 219V220H43ZM53 219V218H52ZM60 219V218H59ZM72 219V218H71ZM119 220L121 223H120V225L118 226L117 225V223H118V221L117 222H115L116 220ZM146 219V218H145ZM172 219V218H171ZM7 220V219H6ZM22 220V219H21ZM26 220V219H25ZM41 220V221H42ZM54 220V219H53ZM151 219H149V221H150ZM153 220H154V218H153ZM23 221V220H22ZM40 221V220H39ZM39 221H38V223H39ZM44 221V220H43ZM61 221V220H60ZM73 221V220H72ZM77 221V220H76ZM137 221V222H136ZM33 222V221H32ZM48 222V221H47ZM54 222H56V221H54ZM64 222H67V221H65L64 220ZM63 222V223H64ZM69 222H71L70 220H69ZM145 222L147 223V221L145 220ZM145 222H143L144 224H145ZM154 222H155V220H154ZM210 222V221H209ZM6 223V222H5ZM23 223V222H22ZM35 223V222H34ZM33 223V224H34ZM41 223H43V222H41ZM61 223V222H60ZM68 223V222H67ZM66 223V224H67ZM73 223V222H72ZM111 223H110V226L109 227H111ZM224 223V222H223ZM29 224H31V222L29 223ZM28 224V225H29ZM51 223H49V225H50ZM57 224V226H58V222L56 223ZM69 224V223H68ZM148 224V223H147ZM153 224H155V223H153ZM36 225V224H35ZM62 225V224H61ZM134 225H136L137 226V228L134 226ZM152 225V224H151ZM4 226V225H3ZM12 226V225H11ZM15 226V225H14ZM19 226V225H18ZM22 226V225H21ZM31 226V225H30ZM42 226V225H41ZM45 226L46 225H44V227H43V230L45 231L46 230V228H45ZM60 226V225H59ZM64 226V225H63ZM149 225H147V227H148ZM154 226V225H153ZM15 227H17V226H15ZM113 227H111V229H114ZM122 227V228H121ZM221 227V226H220ZM30 228V227H29ZM32 228V227H31ZM37 228L38 227H36V230H37ZM45 228V229H44ZM51 228H53L52 226H51ZM75 228V227H74ZM21 229V228H20ZM27 229V231H28V228H26ZM110 229V228H109ZM110 229V230H111ZM123 231H122V230ZM147 229V228H146ZM6 230V229H5ZM23 230V229H22ZM30 230L31 229H29V232L27 233V234H31L32 233V231L30 232ZM35 230V231H36ZM55 230V229H54ZM76 230V229H75ZM109 230V231H110ZM173 229H171V231H172ZM16 231V230H15ZM41 231V230H40ZM47 231V230H46ZM74 231V230H73ZM78 231V230H77ZM113 231V230H112ZM111 231V233H114V232H112ZM119 231V232H120ZM148 231V230H147ZM147 231H144V233H142V235H144L143 237H145V235H146V232ZM152 231V230H151ZM249 231V230H248ZM43 232V231H42ZM48 232V231H47ZM118 231L115 233V234H122L121 232L119 233ZM154 232V231H153ZM4 232H2V234H3ZM111 233H109V234H111ZM138 233V234H137ZM150 232H148L147 234H149ZM171 233V232H170ZM169 233V234H170ZM173 233V232H172ZM212 233V232H211ZM247 233V232H246ZM251 233V232H250ZM2 234H0V235H2ZM19 234V233H18ZM76 234H78V233H76ZM108 234V235H109ZM137 234V235H136ZM151 234V233H150ZM166 234V233H165ZM241 234V233H240ZM244 234H245V232H244ZM17 235V234H16ZM26 235V234H25ZM37 235V234H36ZM108 235H107V238H108ZM111 235H113V234H111ZM124 234H122V235H120L119 237L118 236H114V237H118V238H122V236L124 237L125 236ZM243 235V234H242ZM9 236V235H8ZM11 236V235H10ZM31 236V235H30ZM131 236V237H132ZM147 236V235H146ZM151 236V238H154V236L152 237V235H150ZM1 237V236H0ZM3 237V236H2ZM6 237V236H5ZM17 237V236H16ZM36 237V236H35ZM77 237V236H76ZM130 237V236H129ZM132 237V238H133ZM239 237V236H238ZM261 237V236H260ZM8 239H9V237H7ZM11 238V237H10ZM20 238H22V236H21V234H20ZM37 238V237H36ZM36 238L34 239L35 240V242H36ZM53 238V237H52ZM128 238V237H127ZM142 238V237H141ZM140 238V239H141ZM145 238H147V237H145ZM145 238H142L140 241L139 240H137L136 241V244L137 243H139L140 244V242L143 240V241H145ZM150 238V237H149ZM12 239V238H11ZM10 239V240H11ZM15 239V238H14ZM24 239H27L26 237L24 238ZM31 239H33V238H31ZM43 239V238H42ZM51 239V238H50ZM55 239V238H54ZM106 239V238H105ZM163 239H164V237H163ZM210 239V238H209ZM7 240V239H6ZM13 240V239H12ZM17 240V239H16ZM21 240V239H20ZM53 240V239H52ZM51 240V241H52ZM72 240V239H71ZM71 240L69 239L68 241H69V243L71 242ZM110 240V239H109ZM112 240V239H111ZM128 241H129V239H127ZM150 240V239H149ZM154 240V239H153ZM152 240V241H153ZM161 240V239H160ZM165 240V239H164ZM167 240V239H166ZM186 240V239H185ZM19 241V240H18ZM26 241V240H25ZM40 241H42V240H40ZM73 241V240H72ZM112 241H114V240H112ZM123 241H125L124 239H123ZM134 241V240H133ZM156 241H157V239H156ZM159 241V240H158ZM169 241V240H168ZM5 243H6V241H4ZM7 242H8V240H7ZM35 242L33 243L34 244V246H30V247H35V245L37 246L38 244H35ZM38 242V241H37ZM87 242V241H86ZM85 242V243H86ZM155 242V241H154ZM185 242H187V241H185ZM189 242V241H188ZM5 243H2V244H4L5 245ZM10 243V242H9ZM8 243V244H9ZM25 243V242H24ZM45 243H47L46 241H45ZM52 243V242H51ZM84 243V247H85V251H83V252H85V253H83V254H89L88 256H86L85 258L87 259V263L88 264H103L104 263V260H103V257L101 256L100 257V255L99 256H97V254H95L96 253V250L97 249H95V248H93V246H91L90 247V245L91 244H89V242L88 243H86L85 244ZM111 243H113V242H109V244H111ZM143 243V242H142ZM153 243V242H152ZM159 243H160V241H159ZM184 243V242H183ZM190 243V242H189ZM16 244V243H15ZM19 244H21L20 242H19ZM19 244L17 245V246H19ZM76 244H79V243H76ZM75 244V245H76ZM89 244V245H88ZM115 244V243H114ZM116 244H117V242H116ZM121 244V242L118 244V246H121L120 245ZM123 244H124V242H123ZM151 244V243H150ZM154 244V243H153ZM188 244V243H187ZM7 245V244H6ZM10 245H12V244H10ZM9 245V246H10ZM27 245V244H26ZM50 245V244H49ZM56 245V244H55ZM58 245V244H57ZM145 245V244H144ZM216 245V244H215ZM28 246V245H27ZM26 246V247H27ZM52 246V245H51ZM79 246L81 247V245L79 244ZM83 246V245H82ZM105 246V245H104ZM136 247L138 246V245H135ZM1 247V246H0ZM15 247V246H14ZM13 247V248H14ZM29 247V246H28ZM28 247H27V249H28ZM50 247V246H49ZM55 247V246H54ZM75 247H77L78 248V246L76 245V246H74V249H76V251H77V248H75ZM107 246H105V249L107 250V248H106ZM116 247V246H115ZM141 247L143 248L142 250H141ZM188 247V246H187ZM3 248H4V246H3ZM18 248V247H17ZM36 248V247H35ZM47 248V247H46ZM97 248V247H96ZM111 248V247H110ZM110 248H108V249H110ZM124 248V247H123ZM135 248V247H134ZM138 248L140 249L139 251L143 254V250H145V248L142 246V244H140L139 246H138ZM150 248V247H149ZM240 248V247H239ZM9 249V250H8ZM8 251L11 253V251H12V249L11 248H9L8 247ZM19 249V248H18ZM37 249H38V247H37ZM41 249V248H40ZM52 249V248H51ZM54 249V248H53ZM52 249V250H53ZM81 249V248H80ZM112 249V248H111ZM116 249H117V247H116ZM116 249L114 250V251H116ZM155 249V248H154ZM159 249V248H158ZM14 250V249H13ZM15 250H16V248H15ZM29 250V249H28ZM33 250H35V249H33ZM33 250H29V252H34ZM48 250H49V248H48ZM48 250H46V251H48ZM52 250H50V252L49 253H51L52 252ZM55 250V249H54ZM103 250H104V247H103ZM102 250V251H103ZM105 250V251H106ZM133 250V249H132ZM5 251V250H4ZM37 252H36V254L37 255H39V253L38 252H40V250L38 251V250H36ZM78 251H79V249H78ZM108 251V250H107ZM146 251V250H145ZM152 251V250H151ZM205 251V250H204ZM6 252V251H5ZM9 252H7L6 254L8 255V257L10 256V255H12L13 253H9ZM28 252V251H27ZM28 252V253H29ZM82 252V251H81ZM113 252V251H112ZM121 252H122V249H121ZM134 252V253H133ZM133 254H135L134 256H138V255H141L140 253L137 255V253H138V250H133ZM137 252V253H136ZM148 252V251H147ZM206 252V251H205ZM42 253H43V251H42ZM41 253V254H42ZM76 253V252H75ZM120 252H118L117 253V255L119 254ZM132 253H130V254H132ZM146 253V252H145ZM15 254H16V252H15ZM18 254V253H17ZM44 254V253H43ZM122 254V253H121ZM120 254V255H121ZM133 254H132V256H130V261H128V259H126L125 258V260H126V264H135V263H137L138 264V262H137V260H135L136 258L133 256ZM158 254V253H157ZM20 254H18V256H19ZM30 255V254H29ZM37 255H34V256H37ZM46 255H48L47 253H45L44 254V256L43 255H41V256H39L41 259H43L42 258V256L43 257H46ZM50 255V254H49ZM52 255V254H51ZM108 255H111V254H108ZM117 255H115V257L117 256ZM160 255H161V253H160ZM201 255V254H200ZM203 255V254H202ZM215 255H217V254H215ZM34 256H31V257H34ZM63 256V255H62ZM71 256V255H70ZM72 256H73V254H72ZM71 256V257H72ZM82 257H84L85 255H81ZM141 256H145V255H141ZM148 256H150V255H148ZM159 256V255H158ZM4 257V256H3ZM7 257V256H6ZM57 257H58V254H57ZM108 257H110L111 258V260L113 259L114 260V256L113 257H111V256H108ZM157 257V256H156ZM160 257V256H159ZM15 258H16V256H15ZM18 259L20 258V257H17ZM55 258H56V256H55ZM110 258H109V260H110ZM135 258V259H134ZM138 258V257H137ZM158 258V257H157ZM174 258V257H173ZM172 258V259H173ZM199 258V257H198ZM202 258V257H201ZM5 259H7V258H5L4 257V259H3V261L5 260ZM39 259V258H38ZM50 259V258H49ZM79 259H83V260H86V259H84V258H79ZM78 259V260H79ZM107 259V258H106ZM134 259V260H133ZM178 259V258H177ZM12 260V259H11ZM25 260V259H24ZM37 260V259H36ZM44 260V259H43ZM53 260H54V258H53ZM68 260H70V258L68 259ZM68 260H67V264H68ZM77 260V261H78ZM83 260H80V262H78L79 264H83ZM112 260V261H113ZM139 260H141V259H139ZM222 260V259H221ZM9 261H10V259H9ZM45 261V260H44ZM48 261V260H47ZM112 261H111V264H112ZM115 261V260H114ZM113 261V262H114ZM122 261V260H121ZM199 261V260H198ZM13 261H11V263L10 264H14V263H12ZM21 262V261H20ZM48 262H50V261H48ZM62 261H60V262H57V263H61ZM65 262V261H64ZM70 262V261H69ZM85 261H84V264L86 263ZM124 262V261H123ZM29 263V262H28ZM47 263V262H46ZM51 263V262H50ZM72 263V262H71ZM86 263V264H87ZM117 263H119V262H117ZM141 263V262H140ZM199 263V262H198ZM204 263V262H203ZM3 264V263H2ZM27 264V263H26ZM31 264V263H30ZM39 264V263H38ZM53 264V263H52ZM55 264V263H54ZM61 264H63V262L61 263ZM72 264H74V263H72ZM124 264H125V262H124ZM160 264V263H159ZM186 264V263H185ZM201 264V263H200Z\"/></svg>", "mask_w": 264, "mask_h": 264}]
</instances>
